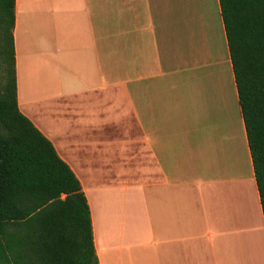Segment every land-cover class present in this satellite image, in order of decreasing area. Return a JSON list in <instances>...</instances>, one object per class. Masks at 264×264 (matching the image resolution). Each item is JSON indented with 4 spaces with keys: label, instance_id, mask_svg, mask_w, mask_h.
Masks as SVG:
<instances>
[{
    "label": "crops",
    "instance_id": "obj_1",
    "mask_svg": "<svg viewBox=\"0 0 264 264\" xmlns=\"http://www.w3.org/2000/svg\"><path fill=\"white\" fill-rule=\"evenodd\" d=\"M18 106L81 183L100 264H264L220 0H16Z\"/></svg>",
    "mask_w": 264,
    "mask_h": 264
},
{
    "label": "trees",
    "instance_id": "obj_2",
    "mask_svg": "<svg viewBox=\"0 0 264 264\" xmlns=\"http://www.w3.org/2000/svg\"><path fill=\"white\" fill-rule=\"evenodd\" d=\"M264 215V0H220ZM16 0H0V264H100L88 200L20 111Z\"/></svg>",
    "mask_w": 264,
    "mask_h": 264
}]
</instances>
